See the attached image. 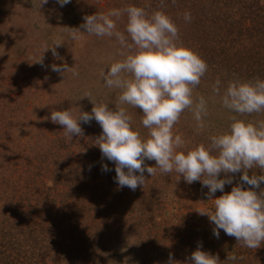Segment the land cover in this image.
Instances as JSON below:
<instances>
[{"label": "rangeland", "instance_id": "obj_1", "mask_svg": "<svg viewBox=\"0 0 264 264\" xmlns=\"http://www.w3.org/2000/svg\"><path fill=\"white\" fill-rule=\"evenodd\" d=\"M129 4L149 13L157 9L167 13L178 27L180 41L207 63L205 75L193 89L194 98L202 95L207 101L204 127H198L186 109L173 129L189 145L207 144L210 135L225 130L238 115L226 109L213 92L217 79L224 85L234 78L264 79V0H72L64 7L55 0L41 7L39 0H0V211L20 215V230H24L23 223L31 225L40 219L55 223L54 211L62 204L57 194L67 188L70 177L78 183L72 202L83 208L95 202L80 225L81 253L63 249L62 260L48 264H167L170 253L175 264H188L198 242L204 250L227 258L229 245L223 240L234 238L223 230L216 238L208 217L195 210L212 204L199 182L187 184L175 172L166 175L158 170L154 176L145 172L144 185L135 191L118 189L115 165L105 160L112 170L104 172L100 167L101 152L94 144L102 131L100 125L95 120L82 124L83 135L68 140L62 126L49 119L57 109L90 112L93 102L115 108L119 91L105 87L100 73L110 58H119L118 42L87 33L72 41L67 31L79 27L84 15ZM185 12L191 14L190 22L185 21ZM125 20L117 21L121 31ZM57 39L62 43L56 49L59 58H54L45 48ZM42 55L43 67L35 62ZM52 63L69 66L64 77L50 70ZM71 69L78 75L73 76ZM124 107L134 127L146 135L140 122L142 110ZM241 118L264 120V112ZM145 163L155 166L154 160ZM230 188L225 185V191ZM219 195L217 191L215 196ZM1 214L0 228L8 227ZM33 227V234L39 235L40 227ZM32 251L25 247L21 253L29 256ZM237 257L236 261L219 257L220 264L249 263ZM250 264H264V252Z\"/></svg>", "mask_w": 264, "mask_h": 264}, {"label": "clouds", "instance_id": "obj_2", "mask_svg": "<svg viewBox=\"0 0 264 264\" xmlns=\"http://www.w3.org/2000/svg\"><path fill=\"white\" fill-rule=\"evenodd\" d=\"M48 2L39 0V6ZM71 2L55 0L60 7ZM122 17H126L123 31L117 27ZM184 19L190 22L191 14L185 12ZM82 20L79 27H69L68 39L77 41L82 38L81 33H87L114 38L119 44V58H110L107 69L100 73L105 87L119 91L117 103L113 109L107 103L93 102L90 112L52 110L49 119L62 126L68 140L83 135L82 124L95 120L100 125L101 134L94 140L101 152L100 167L104 172L112 170L105 160L115 165L118 189L127 187L135 191L144 185L145 172L154 176L158 170L166 175L175 172L187 184L199 182L207 189L212 204L195 210L208 217L213 235L219 238L223 230L243 247L259 248L264 242V120L241 117L264 112V79L234 78L226 85L217 79L213 92L220 96L226 109L238 115L232 117L225 130L210 135L207 144L189 145L173 129L186 109L192 112L198 127H204L207 101L202 95L194 98L193 89L200 84L208 66L198 53L180 41L178 27L171 17L160 9L149 13L129 4L84 15ZM61 43L57 39L45 50L50 49L52 56L59 58L56 49ZM35 62L43 67V55ZM49 67L63 77L69 70L64 63H52ZM71 72L78 75L75 69ZM124 105L142 110L140 122L147 129L146 135L142 136L134 127ZM146 160H154L155 166H148ZM225 185H231L229 191H225ZM217 191L221 195L215 196ZM226 259L236 261L238 257L233 253ZM175 262L170 253L167 264ZM188 264H220V259L198 242Z\"/></svg>", "mask_w": 264, "mask_h": 264}, {"label": "trees", "instance_id": "obj_3", "mask_svg": "<svg viewBox=\"0 0 264 264\" xmlns=\"http://www.w3.org/2000/svg\"><path fill=\"white\" fill-rule=\"evenodd\" d=\"M256 65L259 66L258 63H256ZM251 68L249 71L250 74L253 75L252 71L254 67ZM71 178L73 182L69 180ZM68 181V183H65L67 188L57 194L62 204L54 211L57 220H55V223L57 222L56 224L53 222L49 223L48 221L46 224V222H44L46 219H40L38 222H32L31 225L23 223L24 230H20L23 221L20 215L13 216L11 213L10 215L9 213H4L3 210L0 211V213H2V219H4L3 221L9 223L8 227L0 228V264H22L25 262V259H28L27 262H25L26 264H48L50 261L56 262L58 259L60 262V260H62L61 256L63 249L69 251L78 249L81 253L83 249L80 247L82 244L80 238L83 237H79L82 230L80 225L85 221L83 219L89 216L87 212H90V208L95 205V202L91 201L88 206L86 207L85 205L84 208L81 206L77 207V202L76 204L75 200L72 202L73 199H70V197H77L75 194L78 193V183L73 177L68 178ZM27 183L28 182L25 180L24 184ZM91 210L97 212V209ZM33 224L34 226L38 225L40 227L41 233H39V235L33 234V230L35 229ZM21 231H23V234L20 233ZM37 238L40 239L38 247L36 246ZM230 239L223 240L229 245V252L227 255L235 253L236 256L238 255L244 258L242 261H249L247 264L255 263L257 261V256H260L261 253L264 252V242H262L261 248L249 249L243 247L235 237ZM25 247L32 248L33 251L31 255L26 256V254L21 253ZM12 249H15L14 253H12ZM243 251L245 252L242 254L241 252ZM111 256L112 254L110 257ZM219 257L222 261H226V257ZM108 260L110 261V258Z\"/></svg>", "mask_w": 264, "mask_h": 264}]
</instances>
